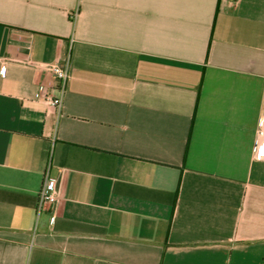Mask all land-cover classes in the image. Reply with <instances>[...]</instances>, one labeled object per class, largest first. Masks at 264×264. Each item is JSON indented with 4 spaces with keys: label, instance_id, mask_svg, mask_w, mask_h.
I'll return each mask as SVG.
<instances>
[{
    "label": "crops",
    "instance_id": "obj_1",
    "mask_svg": "<svg viewBox=\"0 0 264 264\" xmlns=\"http://www.w3.org/2000/svg\"><path fill=\"white\" fill-rule=\"evenodd\" d=\"M262 118L264 0H0V264H264Z\"/></svg>",
    "mask_w": 264,
    "mask_h": 264
},
{
    "label": "built area",
    "instance_id": "obj_2",
    "mask_svg": "<svg viewBox=\"0 0 264 264\" xmlns=\"http://www.w3.org/2000/svg\"><path fill=\"white\" fill-rule=\"evenodd\" d=\"M46 66L55 76L57 84L54 87L46 88L41 94V100L46 105H52L60 110L66 92L67 83L70 78L69 69L66 64H47ZM5 73L6 65L3 67V74L5 75ZM261 146H264V118H262L259 123L258 138L254 147L255 158H260ZM58 183V178L51 176L47 169L44 173L43 183L38 193V213L49 210L57 202L59 193ZM52 219L53 217H51V220Z\"/></svg>",
    "mask_w": 264,
    "mask_h": 264
}]
</instances>
